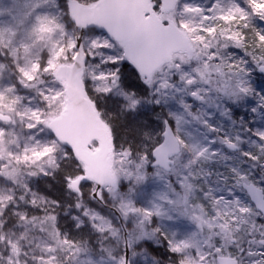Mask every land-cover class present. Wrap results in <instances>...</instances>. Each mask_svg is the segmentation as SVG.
I'll return each instance as SVG.
<instances>
[{"label":"snow or ice","instance_id":"1","mask_svg":"<svg viewBox=\"0 0 264 264\" xmlns=\"http://www.w3.org/2000/svg\"><path fill=\"white\" fill-rule=\"evenodd\" d=\"M16 2L12 22L0 24V264H96L89 240L62 229L59 216L68 209L76 210V229L90 226L98 234L103 264H137L138 256L161 264L147 249L137 251L148 241L166 242L168 264H264V92L251 78L253 71L264 73L258 24L264 0ZM125 60L151 90L152 102L180 106L157 116L162 125L155 136L143 134L154 160L148 146L134 151L118 142L89 93L91 81L95 93L119 94L135 110L140 98L128 89L136 85L121 78L118 66ZM186 96L201 108L193 112ZM248 97L257 101L251 109L261 121L256 129L233 118L232 105ZM217 114L234 127L225 131L210 122ZM96 117L119 157V167L112 162L106 172L90 159L100 150L89 130ZM231 160L225 172L206 168ZM150 163L157 177L163 178L161 170L174 174L180 190L166 180L169 191L157 195L161 203L141 205L135 193L152 175ZM54 175L70 204L34 190V178ZM109 198L119 225L89 204ZM165 205L196 230L181 238L159 223L174 220ZM109 239L116 244L105 245Z\"/></svg>","mask_w":264,"mask_h":264},{"label":"trees","instance_id":"2","mask_svg":"<svg viewBox=\"0 0 264 264\" xmlns=\"http://www.w3.org/2000/svg\"><path fill=\"white\" fill-rule=\"evenodd\" d=\"M63 2V0H61ZM67 20V18L65 17ZM121 69V78L127 79L134 83L136 87L128 89V91L135 93L140 98V103L137 105L135 110H130L126 107V102L122 97L118 95H104L98 94L93 91L89 86V93L95 99V102L99 106V109L106 115V118L112 122L116 128L118 135V142L123 144L125 148L131 147L134 151H145L147 147V155L151 159V142L144 139L145 132H151L154 136L161 130L162 120L158 119L157 116L167 117V113L160 114L158 109L148 105L145 101L148 96V89L142 83L138 72L135 68L129 64L126 60L120 62L118 65ZM255 126L256 122L252 123ZM157 140L160 137H156ZM35 183L33 185L34 190L41 191L48 195L50 198L61 199L65 204L72 202V197L63 187L60 177L54 175L41 179L39 177L34 178ZM105 205L109 206V200L104 201ZM91 207L95 208L101 214H112L110 209L105 208L101 203L95 200L89 201ZM76 214V210L68 209L67 212L61 211L59 221L62 229L68 233L69 236L76 238H84L89 240L90 247H95L97 244V233H95L90 226L86 227L82 233L79 229L74 227V221L71 219ZM166 250L169 256L172 254L168 251L166 242H164ZM138 249H147L161 264H168V257L163 253H160L157 247H154L150 242H145L142 247Z\"/></svg>","mask_w":264,"mask_h":264},{"label":"rangeland","instance_id":"3","mask_svg":"<svg viewBox=\"0 0 264 264\" xmlns=\"http://www.w3.org/2000/svg\"><path fill=\"white\" fill-rule=\"evenodd\" d=\"M17 7H18V4H17L16 0H0V24L11 23L13 20V15L15 14ZM9 10H11V14L9 13ZM65 21L67 22L66 19H65ZM258 24H259V26L264 27V22H258ZM237 54H239V53H237ZM251 78H252V83H253L254 87L256 88V90L258 92H264V77L262 75H260L258 73V71H253ZM142 83H143V81H142ZM89 86L93 89L91 81H89ZM148 91H149L148 96H147V99L145 102L148 105L157 108L158 113L163 115V113H165V112L166 113L167 112H177L180 110V106L177 104V102L175 100H169V102L166 104L162 103L161 105H156L154 102H152L151 90L148 89ZM114 95H118L119 97L123 98V96H121L119 94H114ZM184 99L187 103L192 105L193 112H195L197 109L201 108L200 102L196 101L191 96H186V97H184ZM256 103H257V101L255 98L248 97L240 103L233 104L232 105L233 118L239 119V118L243 117L244 120L247 122L248 127L251 129H256V128L260 127L261 121L256 117V114L251 111V109L256 106ZM210 122L216 123L217 126H223L225 131H230L231 127H234V126H231L230 121H226L223 118H220L218 116V114L214 115ZM254 122H256V124H255V126H252L253 125L252 123H254ZM208 135H209V138H211L213 134L208 133ZM216 147L219 148L221 151H223L225 155L234 156V153L231 150H227L222 145H219L217 143ZM150 160H152V159H150ZM112 162H115L116 166L119 167V157L116 156L114 153L111 154V163ZM234 162H235V160L224 161V162H212L211 165H206V168H208V170L213 172V173H215L217 171L225 172V164L226 163H234ZM147 171L149 173H152V175L149 176V179L146 183L141 184L137 187L136 193H135V199L137 200V202L139 204L146 205L149 201H153V200H155L157 203H161V201L159 199H157V195L158 194L163 195L169 191V189L167 188L166 183H165L166 180L171 181L172 186L175 187L177 190H180L179 184L177 182V177L174 174H172V173L165 174L163 172V170H161V175L163 178L157 177L155 175L156 169L151 166V163L147 166ZM209 179L210 180L215 179V177L213 176V177H210ZM123 190H125V191L127 190V182L124 183ZM195 195L200 196L201 193L196 192ZM240 195L242 198H244L243 194H240ZM108 200L110 202L109 207L113 208L111 206L110 198ZM95 201H97V200H95ZM98 202L101 203L100 201H98ZM165 208L168 210L169 215L174 217V220L170 221V220L164 219L162 221H158L163 226H165L166 228H168L170 230L177 231L178 235L181 238L189 235L190 233H192L196 230L195 225L190 220L183 218V217H180L175 210L170 209L167 205H165ZM110 212L112 214H103V215H106V216H109L110 218L116 219L117 216L114 215L113 211L110 210ZM116 223H117V225H119L122 223V221L119 219H116ZM130 230H131V225H129L127 228H125L126 232L130 231ZM122 231L124 232V229ZM109 242L112 245L116 244V240H114V239H109V240L104 241L105 245H107ZM148 242H150L154 247H157L158 251L160 253H163L164 255H166V257H168V259L171 257V256H169V254L166 250V246L164 245V242L159 243V244L154 243L152 241H148ZM99 248H100V245L97 242L96 246L94 247L92 259L96 262V264H103V258L101 256V254H99ZM137 251L141 252V251H143V249H137ZM151 256L154 257L152 254H151ZM84 258L85 257H83V256L81 257V259H84ZM137 264H146V261L144 260V258L142 256H138L137 257Z\"/></svg>","mask_w":264,"mask_h":264},{"label":"water","instance_id":"4","mask_svg":"<svg viewBox=\"0 0 264 264\" xmlns=\"http://www.w3.org/2000/svg\"><path fill=\"white\" fill-rule=\"evenodd\" d=\"M258 73L264 77V73H260V72ZM72 126L77 133L80 132L81 128L78 120L74 119L72 122ZM89 130L90 133L95 136V138L101 141L99 146L100 147L99 152H97L95 155L90 157L92 166L99 172H106L111 163V154H112L110 133L108 132L104 122L101 121L99 117H96L94 120L90 121ZM151 159L154 160L155 158L151 156ZM151 166L153 167L152 164ZM100 202L105 208L110 209L111 211H113L114 215L118 216V214L115 212L113 208H110L109 206L105 205L103 201ZM124 233H126L125 229H124Z\"/></svg>","mask_w":264,"mask_h":264}]
</instances>
